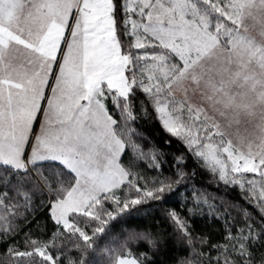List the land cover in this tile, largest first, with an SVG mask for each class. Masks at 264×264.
Instances as JSON below:
<instances>
[{
	"label": "snow or ice",
	"instance_id": "6c2138e0",
	"mask_svg": "<svg viewBox=\"0 0 264 264\" xmlns=\"http://www.w3.org/2000/svg\"><path fill=\"white\" fill-rule=\"evenodd\" d=\"M152 115L182 145L176 179L161 178L162 152L133 139L130 122ZM130 151L158 175L122 163ZM189 157L255 213L237 204L220 212L205 199L224 229L214 255L199 250L207 238L185 216L162 207L187 183ZM150 202L191 249L194 259L179 264H264L251 251L264 244V0H0V240L39 210L54 228L49 240L26 234L31 251L9 254L58 264L57 237L81 247L78 237L87 252L110 221ZM187 211L204 214L199 201ZM138 239L157 246L132 231L121 248ZM107 251L112 264L148 261Z\"/></svg>",
	"mask_w": 264,
	"mask_h": 264
},
{
	"label": "trees",
	"instance_id": "16d2710c",
	"mask_svg": "<svg viewBox=\"0 0 264 264\" xmlns=\"http://www.w3.org/2000/svg\"><path fill=\"white\" fill-rule=\"evenodd\" d=\"M116 118L119 119V116ZM130 123L138 133L133 139L144 152L155 149L164 154L163 159L167 163L161 170V178L168 176L176 179L172 163L173 158L178 154L177 149L182 150V145L160 127L154 115L148 119L141 118L137 122ZM165 140H171V144H165ZM131 161L136 162L137 171L141 172L146 179H152L158 175L157 170H150L147 167L148 160H138L136 153L130 151L127 153V159L122 157L121 162L127 164ZM193 169L195 175H192ZM185 172L188 173L187 183L178 187L174 186L178 194H173L170 198L166 196V203L162 207L175 209L182 216H185L190 221L193 234L207 238V244L197 245L199 250L211 252L214 255L215 252L211 249V245L224 242V229L221 221L216 219L214 215L211 219L209 218V208L208 204L204 202L205 199L214 204L220 212L224 211L225 204L242 205L253 213L254 210L240 199L238 189L225 188L222 184L217 187L211 183L210 172L196 165L191 157L187 161ZM129 195H134V193H129ZM197 201H199V206L203 209L204 214L189 215L187 209L193 207ZM228 212L232 217H235L236 227L245 223L241 213L237 210L229 208ZM16 224L19 226L17 234L9 237L6 241L0 240V264H33V261L39 257L17 258L14 254H9L8 250L14 246L18 251H31L30 247H25L26 234L34 240H49L54 231L53 223L47 214V210L44 209L36 211L34 216L28 215L27 222L23 218L18 219ZM94 226L95 222L93 221L91 226L85 227V231L91 235V228ZM82 227L84 226L82 225ZM236 227L233 228V232L236 231ZM132 231L151 234V237L157 240L156 248L153 249L146 241L140 239L129 241L126 247L121 248ZM75 239L81 247L74 244L65 246L62 243L63 237H57L56 244L62 250L58 264H112L111 253L107 251L109 248L120 250L119 256L121 258H135L127 255L128 252L146 254L148 257L147 264H179L181 259H194L189 246L183 241H178L174 225L165 218L161 205L151 202L130 209L129 213L110 221L105 233L94 237L96 243L87 252L82 251L83 241L79 240L78 237ZM49 251L56 258V248H50ZM251 251L255 260L259 262L261 256L264 255V244L252 245Z\"/></svg>",
	"mask_w": 264,
	"mask_h": 264
},
{
	"label": "rangeland",
	"instance_id": "374dc122",
	"mask_svg": "<svg viewBox=\"0 0 264 264\" xmlns=\"http://www.w3.org/2000/svg\"><path fill=\"white\" fill-rule=\"evenodd\" d=\"M246 175L251 176L252 174H246ZM126 259H131V258H126Z\"/></svg>",
	"mask_w": 264,
	"mask_h": 264
}]
</instances>
